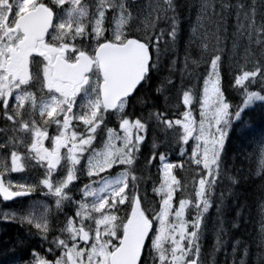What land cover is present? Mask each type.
Instances as JSON below:
<instances>
[{"label":"snow or ice","instance_id":"6c2138e0","mask_svg":"<svg viewBox=\"0 0 264 264\" xmlns=\"http://www.w3.org/2000/svg\"><path fill=\"white\" fill-rule=\"evenodd\" d=\"M258 151L264 0H0V264H204L205 214L256 203L257 252L207 255L264 264Z\"/></svg>","mask_w":264,"mask_h":264},{"label":"trees","instance_id":"16d2710c","mask_svg":"<svg viewBox=\"0 0 264 264\" xmlns=\"http://www.w3.org/2000/svg\"><path fill=\"white\" fill-rule=\"evenodd\" d=\"M191 21L193 24L196 22L195 13L191 15ZM184 24V30L185 33L182 34L183 39L180 42V61H181V67H183L184 62V53H183V45L188 39V35L191 34V29L189 28V17L185 15V17L182 20ZM214 43V41H213ZM229 42V47H230ZM202 47V45H201ZM197 51V48L193 47V54L195 55ZM175 59L176 57H172ZM189 64H192V59L190 58ZM168 73V65H164V74L167 75ZM176 79H179V72L176 74ZM243 151H251V148L249 145L245 144ZM171 157V154H170ZM249 165L248 160H243L242 164L237 163V167H244L245 170H247V167ZM252 168L255 171H260L262 167H264V156H261L260 152L258 151L256 153V156L251 164ZM175 175H177V179H183L186 174L180 173L179 170L175 172ZM225 185H227L228 180L225 178L224 181ZM188 187L191 189L192 187V180L188 179ZM255 194V189L251 184L243 185L240 189V195L242 198L246 197L248 199V202L251 204L253 202V197ZM194 195V193H193ZM213 196L218 199L219 198V190H214ZM235 201H230L231 207L235 206ZM260 209V203H256L253 205L251 213L249 214L246 210L245 212V219L240 221L241 227L239 229H236L233 227L232 222L235 219V213L231 211L230 208L226 209L225 214L223 216H218L215 207L211 208L209 210V213H206L205 216L208 217L206 219V231L204 234V237L201 240L202 248L204 249L205 256H204V264H213V256L207 255V253L211 252L214 248V246L217 243L218 237L221 238L226 246L228 247L229 251L231 250V245H233L237 238L242 239L243 241L247 242L251 246L252 252L255 254L257 252V245L259 243V233L261 230V224L260 219L261 215L259 212ZM194 211V210H193ZM204 221L202 220V225ZM223 229V231H221ZM0 232H2V229H0ZM215 264H227V262L224 259V253L220 252L217 254ZM231 264V261L229 262Z\"/></svg>","mask_w":264,"mask_h":264},{"label":"rangeland","instance_id":"374dc122","mask_svg":"<svg viewBox=\"0 0 264 264\" xmlns=\"http://www.w3.org/2000/svg\"><path fill=\"white\" fill-rule=\"evenodd\" d=\"M147 2H148V0H144V3H145V4H147ZM9 163H10V160H9ZM22 176H23V174H12L10 178L13 179V180L15 181V180L20 179ZM17 206H18V205H17Z\"/></svg>","mask_w":264,"mask_h":264}]
</instances>
